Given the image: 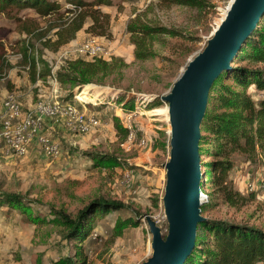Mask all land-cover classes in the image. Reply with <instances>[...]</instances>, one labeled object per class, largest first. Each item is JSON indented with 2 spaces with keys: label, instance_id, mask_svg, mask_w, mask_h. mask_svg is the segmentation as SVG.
Returning <instances> with one entry per match:
<instances>
[{
  "label": "rangeland",
  "instance_id": "obj_1",
  "mask_svg": "<svg viewBox=\"0 0 264 264\" xmlns=\"http://www.w3.org/2000/svg\"><path fill=\"white\" fill-rule=\"evenodd\" d=\"M58 2L62 4L60 12L72 8L64 0ZM230 2L207 0L203 9H197L163 4L158 0H114L109 6L96 7L109 16L108 29L103 36L88 31L91 22L87 20L75 38L56 52L49 51L42 41L26 33L33 24H37L38 29L44 28L49 19L37 16L30 9L18 10L10 16L0 14V56L9 66L0 77L1 114L7 95L15 98L23 110L37 100L53 97L48 85L32 84L28 71L17 63L21 45L32 44L54 70L64 60L79 58L77 47L95 38L109 52L104 60L120 58L125 64L101 82L87 85L91 97L75 102L80 111L99 118L100 126L96 130L75 137L64 129L60 119L49 121V134L61 149L58 159L43 157L34 146L23 156L7 155L0 145V191L38 200L42 204L39 208L33 207V212L39 216L47 218L48 206L74 216L97 198L121 200L133 210L95 217L94 229L81 239V247H78L86 264H141L146 261L151 254V235L144 219L147 215L162 235H166L161 198L165 183L162 164L169 154V124L166 105L160 100V105L154 108L150 102L169 92L187 62L203 49ZM63 16L67 18L71 14ZM134 20L169 28L179 35L159 34L146 38L154 57L135 60L131 34L126 30L127 24ZM24 26L29 27L24 29ZM94 31L100 29L94 28ZM48 37L55 38L53 32ZM250 65L264 69V61L250 62ZM248 93L252 90L248 89ZM122 94L126 98L121 102ZM54 96L57 100L73 101V98L67 100L64 90H58ZM129 99L132 101L128 102ZM115 123L132 133V141H126L127 136L122 138ZM89 153L115 154L127 166L93 167ZM227 180L244 195V203L237 207L224 204L215 197L213 181L205 180L201 188L206 196L201 216L264 228V153H259L253 163L237 159ZM117 217L133 218L137 226H128L120 236H113ZM62 232L61 227L52 223L34 225L24 215L1 206L0 264H52L60 257L73 256L74 243L62 239Z\"/></svg>",
  "mask_w": 264,
  "mask_h": 264
},
{
  "label": "trees",
  "instance_id": "obj_2",
  "mask_svg": "<svg viewBox=\"0 0 264 264\" xmlns=\"http://www.w3.org/2000/svg\"><path fill=\"white\" fill-rule=\"evenodd\" d=\"M64 1L73 8L60 12L62 4L58 0H0V14L10 16L18 10L30 9L37 16L49 19L44 28L38 29L37 24L23 28L29 27L26 33L42 41L43 47L52 52L73 40L84 28L87 20L91 22L88 31H93L92 34L98 36L104 35L108 29L109 16L96 7L109 6L114 0ZM158 1L197 9H203L207 5V0ZM64 14L71 16L64 18ZM94 28H99L100 31L95 32ZM126 30L131 34L134 59L139 61L154 57V52L145 41L146 38L159 34L174 37L179 35L169 28L138 23L137 20L129 22ZM50 32H53L54 39L48 37ZM20 52V60L17 63L28 71L29 81L32 84L39 82L50 86V78L54 75L58 90L66 92L67 100H71L80 92L82 93L77 98L87 99L90 95L87 85L99 83L116 68L125 66L120 58L106 61L101 58L87 60L79 57L64 60L53 70L43 60L42 52L33 48L32 44L21 45ZM262 61H264V15L238 51L230 69L224 71L214 81L200 127L199 155L203 174L200 187L203 188L205 180L213 181L215 197L231 207H237L245 200L244 195L227 180L229 173L236 166V160L253 163L259 153H264V69L250 65V62ZM243 62L246 64H242ZM6 67H9L7 62L0 56V77ZM248 89H251L252 93L249 94ZM112 98L111 96L110 99ZM125 98V94L120 95L121 102L125 101ZM127 101L130 102L132 99ZM150 103L155 108L161 102L159 98H154ZM115 128L122 138L127 136V130L118 123H115ZM88 155L93 167L96 168L127 166L115 154ZM41 204L38 200L28 199L18 193L0 191V207L4 206L7 210L24 215L34 225L52 223L59 226L63 229L62 239L74 243L73 256L60 257L52 264H86L85 257L81 255L78 247H81V239L94 229L95 217L131 209L121 200L97 198L78 210L74 216L68 215L62 209L48 206V215L44 218L33 212L35 211L33 207L39 208ZM203 205L200 206L201 213ZM202 218L197 226L195 246L184 264H264V228L226 219L205 216ZM128 226H137V222L133 218L117 217L112 235L120 236Z\"/></svg>",
  "mask_w": 264,
  "mask_h": 264
},
{
  "label": "water",
  "instance_id": "obj_3",
  "mask_svg": "<svg viewBox=\"0 0 264 264\" xmlns=\"http://www.w3.org/2000/svg\"><path fill=\"white\" fill-rule=\"evenodd\" d=\"M264 15V0H231L219 25L203 49L185 65L169 92L160 97L169 124L168 160L162 164L165 183L161 198L166 235L151 219L150 257L141 264H184L193 251L203 179L199 142L209 91L231 63Z\"/></svg>",
  "mask_w": 264,
  "mask_h": 264
},
{
  "label": "built area",
  "instance_id": "obj_4",
  "mask_svg": "<svg viewBox=\"0 0 264 264\" xmlns=\"http://www.w3.org/2000/svg\"><path fill=\"white\" fill-rule=\"evenodd\" d=\"M69 6L73 8L72 5ZM76 51L78 57L87 60L104 59L109 54L105 46L95 38L80 44ZM49 88L53 97L48 96L44 100H37L31 110H23L15 98L7 95L0 116V145L5 154L23 156L35 144L45 158L58 159L61 154L58 142L43 132L46 120L60 119L66 131L78 136L88 134L100 126L97 116L85 114L76 106L75 102L85 100L77 98L82 92L74 96L72 102L57 100L54 94L58 92V84L54 75L50 78ZM91 95H88V98ZM108 102L112 104L111 100ZM132 139V133L128 132L126 141H132ZM141 144L144 142L141 141ZM205 198L206 196L203 195V200Z\"/></svg>",
  "mask_w": 264,
  "mask_h": 264
},
{
  "label": "crops",
  "instance_id": "obj_5",
  "mask_svg": "<svg viewBox=\"0 0 264 264\" xmlns=\"http://www.w3.org/2000/svg\"><path fill=\"white\" fill-rule=\"evenodd\" d=\"M33 107H34V104H30L27 108L28 109H26V110H31V109H33ZM0 116H1V110H0ZM49 121L50 120H46L45 121V129L43 130V132L44 133H46V134H48V135H50L49 134ZM75 137H79L78 135H74ZM80 136H82V135H80ZM32 146H34V147H36V145L35 144H33ZM37 148V147H36ZM41 154V153H40ZM42 155V154H41ZM43 156V155H42ZM44 157V156H43Z\"/></svg>",
  "mask_w": 264,
  "mask_h": 264
},
{
  "label": "bare ground",
  "instance_id": "obj_6",
  "mask_svg": "<svg viewBox=\"0 0 264 264\" xmlns=\"http://www.w3.org/2000/svg\"><path fill=\"white\" fill-rule=\"evenodd\" d=\"M223 17H224V16H223ZM221 20H222V19H221ZM219 23H220V22H219ZM202 194H203V192H202ZM203 195H204V194H203ZM203 195H202V196H203ZM202 201H203V198H202Z\"/></svg>",
  "mask_w": 264,
  "mask_h": 264
}]
</instances>
